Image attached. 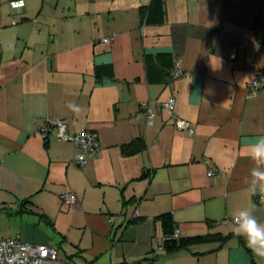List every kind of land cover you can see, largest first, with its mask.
Here are the masks:
<instances>
[{
	"label": "crops",
	"instance_id": "0c3cea01",
	"mask_svg": "<svg viewBox=\"0 0 264 264\" xmlns=\"http://www.w3.org/2000/svg\"><path fill=\"white\" fill-rule=\"evenodd\" d=\"M22 1L0 0V238L53 246L56 264H264L231 230L238 209L264 222L248 188L264 94L247 92L264 0H163V14L151 0ZM170 97L172 112L158 106ZM47 120L92 132L100 154L74 164L72 143L37 131ZM163 214L183 238L230 236L166 253Z\"/></svg>",
	"mask_w": 264,
	"mask_h": 264
},
{
	"label": "built area",
	"instance_id": "2783aa9c",
	"mask_svg": "<svg viewBox=\"0 0 264 264\" xmlns=\"http://www.w3.org/2000/svg\"><path fill=\"white\" fill-rule=\"evenodd\" d=\"M10 8L13 12L24 6L22 0H10ZM12 20V24H15ZM111 38H104L106 42ZM183 71L179 61H174L171 72L172 78H179ZM249 96H256L259 93L264 94V70L257 67L254 68L253 78L247 86ZM159 107L168 109L170 112L174 109V99L172 97L158 104ZM140 109L146 113L147 120L151 123L153 113L148 102H142ZM174 123L177 129L187 130L193 133L192 124L184 119L174 116ZM37 131L43 136L52 133L58 140L70 142L77 149L73 157V163L83 165L89 158L96 157L101 152V146L98 138L90 131H82L79 133H69L67 125L63 120H47L37 126ZM215 171H208L207 175L213 177ZM62 205L75 209L77 207V198L73 192L65 191L60 195ZM225 223V221H223ZM179 230L173 229L169 236H164L160 243L166 239L179 238ZM0 264H56V249L50 245L33 244L23 242L18 236L0 238Z\"/></svg>",
	"mask_w": 264,
	"mask_h": 264
},
{
	"label": "clouds",
	"instance_id": "9594fccd",
	"mask_svg": "<svg viewBox=\"0 0 264 264\" xmlns=\"http://www.w3.org/2000/svg\"><path fill=\"white\" fill-rule=\"evenodd\" d=\"M248 147V155L254 162L248 188L251 193L259 194L264 203V136L256 137ZM231 225L233 234L242 237L253 255L264 260V222L251 209L243 208L231 213Z\"/></svg>",
	"mask_w": 264,
	"mask_h": 264
},
{
	"label": "trees",
	"instance_id": "16d2710c",
	"mask_svg": "<svg viewBox=\"0 0 264 264\" xmlns=\"http://www.w3.org/2000/svg\"><path fill=\"white\" fill-rule=\"evenodd\" d=\"M150 8H158L163 14V0H151ZM143 148V143L140 139H135L128 145L123 147V152L125 154L136 153ZM162 225L164 227V236H169L174 229L173 221L170 214H163L159 216ZM230 236V235H229ZM229 236H222L220 234H206V235H196L190 237H179L177 239H166L162 243V247L165 249L166 253L175 252L180 249H186L192 244L205 243L207 241L219 239L226 240Z\"/></svg>",
	"mask_w": 264,
	"mask_h": 264
}]
</instances>
